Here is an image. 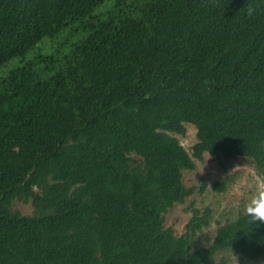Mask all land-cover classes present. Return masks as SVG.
Listing matches in <instances>:
<instances>
[{"label": "trees", "instance_id": "trees-1", "mask_svg": "<svg viewBox=\"0 0 264 264\" xmlns=\"http://www.w3.org/2000/svg\"><path fill=\"white\" fill-rule=\"evenodd\" d=\"M65 32L64 51L25 60ZM15 59L0 73V264L264 263V223L243 212L206 246L213 207L192 202L183 235L166 220L207 193L184 184L196 160L264 174V0H0V71Z\"/></svg>", "mask_w": 264, "mask_h": 264}, {"label": "rangeland", "instance_id": "rangeland-1", "mask_svg": "<svg viewBox=\"0 0 264 264\" xmlns=\"http://www.w3.org/2000/svg\"><path fill=\"white\" fill-rule=\"evenodd\" d=\"M68 38V33L65 32L56 38H45L43 39L35 49L26 57V61H32L38 55H55L58 52L64 51L62 44ZM78 37H74L73 41H76ZM25 60L15 59L4 67L3 71H8L15 65H22ZM41 68V67H39ZM182 145L188 150L192 151L193 146L197 143V130L192 125H187V134L185 137H180ZM205 157L203 161L196 160L197 169L194 172L184 171V184L187 187L201 188L202 182H205L207 193L203 196L196 194L187 200L184 205L177 206L167 216V227H172L178 235L185 233L186 225L188 224L192 216L191 203H195L196 207L205 208L213 207L214 219L212 226L204 230V234L201 237V244L206 246L209 242H212L213 237L216 233V221L225 220L226 218H235L240 212H243L244 199L239 196V189H243L251 184V173L257 172L256 167L252 160L246 158H240L234 162L233 167L225 171L221 165L213 160ZM237 168L234 172L233 170ZM233 174L231 175V173ZM220 178H229L232 182L227 192L222 195L215 193L212 190L214 183ZM14 208L21 211L24 215L28 216L32 214V207L22 203L15 202ZM230 264H264L261 262L249 263L240 254L233 253L231 255Z\"/></svg>", "mask_w": 264, "mask_h": 264}, {"label": "clouds", "instance_id": "clouds-1", "mask_svg": "<svg viewBox=\"0 0 264 264\" xmlns=\"http://www.w3.org/2000/svg\"><path fill=\"white\" fill-rule=\"evenodd\" d=\"M251 12V9H249ZM211 158L210 154L207 161ZM240 167H236L233 172ZM231 173V175L233 174ZM239 196L244 199L243 214L249 218L250 222L264 223V174L251 173V184L243 189H239Z\"/></svg>", "mask_w": 264, "mask_h": 264}]
</instances>
